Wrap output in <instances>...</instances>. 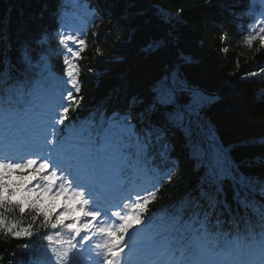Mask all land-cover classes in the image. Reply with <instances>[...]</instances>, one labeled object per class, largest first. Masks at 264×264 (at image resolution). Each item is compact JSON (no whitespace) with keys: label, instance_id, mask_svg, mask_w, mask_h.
<instances>
[{"label":"snow or ice","instance_id":"obj_1","mask_svg":"<svg viewBox=\"0 0 264 264\" xmlns=\"http://www.w3.org/2000/svg\"><path fill=\"white\" fill-rule=\"evenodd\" d=\"M70 3L20 0L0 12V242L16 241L0 264L18 257L36 264L37 248L50 254L48 264H264V123L258 135L230 141L221 134L242 117L204 60L186 49L184 10L177 5L173 14L158 0H77L78 9L124 28V51L93 60L111 62L105 71L81 67L87 41L65 31ZM206 3L219 31L236 29L250 7L248 0ZM252 31L264 42V20ZM93 35L96 43L108 39ZM55 59L80 104L54 129L52 147L75 142L38 171V159L5 155V136L50 81ZM85 71L96 89L91 104ZM245 75H264V66ZM132 159L153 162L159 187L170 185L167 201H152L135 222L106 213L101 191ZM12 214L19 220L10 223Z\"/></svg>","mask_w":264,"mask_h":264},{"label":"trees","instance_id":"obj_2","mask_svg":"<svg viewBox=\"0 0 264 264\" xmlns=\"http://www.w3.org/2000/svg\"><path fill=\"white\" fill-rule=\"evenodd\" d=\"M19 2L20 0H0V12L5 11L9 5H16ZM158 2L173 14L177 12V5L184 10L181 31L186 49L204 60L211 70L213 83L224 93L228 108L242 117L240 123L221 127L220 132L224 138L231 141L258 135L261 131L259 125L264 123V75L251 76L245 74L264 66V42L260 40L256 32L252 31L253 28L260 26L259 15L264 8V0H248L250 7L242 24L238 25L236 29L228 28L222 31L217 30L215 13L208 9L206 0H158ZM84 8H87L86 4ZM202 9L206 10L202 11ZM73 20L87 24L85 38L87 45L84 58L80 62L81 67L107 71L111 67V62L102 63L93 62V60L107 61L109 56L113 54L119 56L124 51V47L120 43L124 36V28L111 20L100 21L94 14L78 9L77 0H71L69 10L65 14L66 24ZM93 20L96 21L95 24H93ZM253 20L255 23L252 22ZM93 33H98L100 36L107 35L108 39L96 43V37ZM222 35H226L228 39L222 41ZM250 36L253 37L251 41H249ZM97 49L100 50L99 53H97ZM51 50L53 53L60 50L58 42L52 44ZM48 71L51 77L50 81L47 82L38 97L31 98V103L27 108L21 109V113L24 114L25 112L28 115L38 114V112L44 113L48 110V105L54 104L56 109L58 107L59 109L63 108L62 116L57 121L58 129L59 123L66 118L68 110L72 109L75 112L80 101L67 92L60 78L61 65L59 59L49 62ZM82 74L88 75L86 71ZM83 93L85 104L93 103L96 89L90 75L85 81ZM66 131L71 133L74 128L66 129ZM54 139L56 140V132H54ZM154 163L156 167L163 166L159 159ZM40 170L42 168L38 169V171ZM123 172L126 175L133 173L138 181H147L150 194L142 204L143 211L152 201L155 200L157 204H162L169 198L170 185L164 184L162 189L159 187L163 177L156 172L153 162L144 163L141 160L132 159L130 162L123 163ZM176 175H179V170L173 174V178ZM155 206L157 205H153V207ZM136 219L137 217L134 222ZM15 220H19L16 214L9 216L10 223ZM27 224L28 218L25 217L21 226L26 227ZM2 238V234H0V240ZM33 239H37V237L34 236ZM15 243V240H10L8 243L0 242V254L10 256L11 252L16 251V249L9 248V244ZM6 249L7 251H5ZM49 255L46 249L37 248L36 264H48ZM24 259L18 257V264H23Z\"/></svg>","mask_w":264,"mask_h":264},{"label":"rangeland","instance_id":"obj_3","mask_svg":"<svg viewBox=\"0 0 264 264\" xmlns=\"http://www.w3.org/2000/svg\"><path fill=\"white\" fill-rule=\"evenodd\" d=\"M263 20H264V16H263ZM67 25H69V27L65 31H67L69 34L74 33L76 35H80L82 32L84 34V37L86 38L87 24L85 22L73 20L69 22ZM73 55L75 56V53ZM73 84H74V81H73ZM48 107L51 109L50 111L48 110L46 113L38 115V116H32L26 119L23 123L10 128L8 130V133L5 136V143H8L10 148L20 149L26 144V142L35 143L38 137L47 136L48 128L55 122L54 115L57 114L53 112L54 106L52 104L48 105ZM22 120L23 118L21 119V121ZM71 144H72V141L66 142L60 146H57L56 153H57V150L60 148H63L64 150H68L71 147ZM125 179L126 177H123V174L120 172L118 175L114 176V178L110 180L106 186L107 187L111 186L110 187L111 193H114V194L120 193L126 187ZM131 183H132L131 187L137 188L136 184L138 183L136 181L131 180ZM141 185L142 184L140 185L138 184L139 187L145 188V185H142V186ZM106 186L104 187V189L106 188ZM137 190L138 192L142 191L140 189H137Z\"/></svg>","mask_w":264,"mask_h":264},{"label":"bare ground","instance_id":"obj_4","mask_svg":"<svg viewBox=\"0 0 264 264\" xmlns=\"http://www.w3.org/2000/svg\"><path fill=\"white\" fill-rule=\"evenodd\" d=\"M55 103H56V100H55ZM53 106H54V109L53 110H56V108H55V105L54 104H52ZM58 110H59V107L57 108ZM24 114L25 115H27L28 117H29V115L28 114H26L25 112H24ZM14 158H17V156H13ZM20 157V156H19ZM137 191L135 190V189H129V190H127V193H129L128 194V197H130V196H132L134 193H136Z\"/></svg>","mask_w":264,"mask_h":264}]
</instances>
